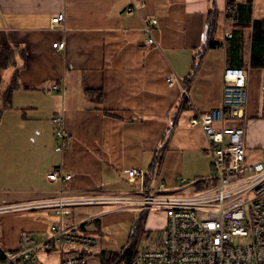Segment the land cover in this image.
<instances>
[{
    "label": "crops",
    "instance_id": "1",
    "mask_svg": "<svg viewBox=\"0 0 264 264\" xmlns=\"http://www.w3.org/2000/svg\"><path fill=\"white\" fill-rule=\"evenodd\" d=\"M227 7L238 16L227 15ZM61 15L64 21L53 23ZM151 20L156 48L145 44ZM255 22L264 23V0H0V248L18 251L24 232L44 242L62 220L86 225L90 232H77L97 246L90 255L69 247L40 251L39 264L75 254L100 264L96 254L128 246L109 250L98 239L101 217L116 205L67 206L71 214L61 216L63 210L44 204L135 196L140 187L160 185L170 195L206 190L213 176L209 143L190 122L220 106L225 69L246 72L248 101L242 119L216 127L243 128L247 160H264V58L262 67L252 65ZM183 89L197 112L183 105ZM57 115L70 136L63 153L56 152ZM56 169L73 179L50 181ZM132 169L145 178L131 184ZM80 207L89 209L75 211ZM121 209L140 213L130 238L138 228L153 232L167 222L155 212L163 225L151 229L152 212Z\"/></svg>",
    "mask_w": 264,
    "mask_h": 264
},
{
    "label": "built area",
    "instance_id": "2",
    "mask_svg": "<svg viewBox=\"0 0 264 264\" xmlns=\"http://www.w3.org/2000/svg\"><path fill=\"white\" fill-rule=\"evenodd\" d=\"M132 12V10H130ZM227 15L234 13L227 7ZM64 21L61 15L53 23ZM151 20L143 29L147 36L146 46L158 45L152 35ZM228 38L232 36L227 35ZM63 51L64 43L53 45ZM176 77L167 82L172 87ZM59 89L54 86L53 90ZM248 101L247 74L243 69L228 68L223 73V93L219 107L206 117H195L192 127H200L209 143L212 177L207 189L191 195H170L164 185L146 191L140 187L135 196L94 197L63 199L44 204L58 207L86 204H110L143 212H163L167 217L164 228L157 231L135 230L132 239V256L129 263L120 264H264V160L249 162L245 147V130L241 127H222L227 119L239 120L244 117ZM183 105L197 112L190 93L183 89ZM55 137L58 142L56 152L63 153L70 144V136L65 129L64 118L57 115L53 119ZM144 171L132 169L128 181L136 184L145 178ZM50 181L67 183L73 179L70 173L56 169L48 175ZM61 211V216L70 215ZM95 218L84 224H92ZM82 225L68 227L61 220L52 226L51 236L44 242H37L33 235H21L19 250L5 252L0 248V256L5 264H39V252H52L57 247L75 248L90 252L97 246V239L80 234ZM65 254V253H64ZM61 264H89L82 255H63Z\"/></svg>",
    "mask_w": 264,
    "mask_h": 264
},
{
    "label": "rangeland",
    "instance_id": "3",
    "mask_svg": "<svg viewBox=\"0 0 264 264\" xmlns=\"http://www.w3.org/2000/svg\"><path fill=\"white\" fill-rule=\"evenodd\" d=\"M180 195L186 196V193ZM88 209V207H80L76 208L75 211L79 210L80 212H83L82 214H84ZM102 210L103 207L101 208V212L104 211ZM106 211H108V213L104 214L100 219L103 236H98V239L102 241V243H105L106 248L109 250L118 251L123 246L128 245L132 228L135 222L139 219L140 213L131 209H121V206H110L106 208ZM159 218L160 217H158L155 212L151 213L150 224L157 221V227L151 229H156L163 225L160 220L161 218Z\"/></svg>",
    "mask_w": 264,
    "mask_h": 264
},
{
    "label": "trees",
    "instance_id": "4",
    "mask_svg": "<svg viewBox=\"0 0 264 264\" xmlns=\"http://www.w3.org/2000/svg\"><path fill=\"white\" fill-rule=\"evenodd\" d=\"M229 4L233 5L232 2L230 1H229ZM233 9L235 10V8ZM234 12L235 13L233 16L234 17L238 16L239 11L235 10ZM253 29L254 31H253V40H252V65L254 67H262L263 58H264V23L255 22ZM232 39L234 41L235 39L234 34L232 35ZM141 219H143V216H141ZM82 228H83V231L87 233L90 232L86 225H83ZM98 228H99V225H98ZM132 239L133 237L130 238L128 246L122 249L120 252L112 253V252L102 251L99 254H96V258L99 260L100 264H120L122 260H126L127 263H129L131 260V256H132ZM83 254L90 255V252H84Z\"/></svg>",
    "mask_w": 264,
    "mask_h": 264
}]
</instances>
